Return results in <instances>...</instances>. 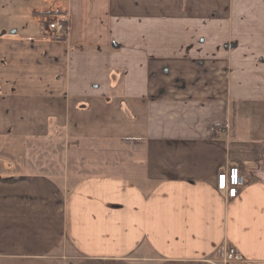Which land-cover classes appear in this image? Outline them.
I'll return each instance as SVG.
<instances>
[{
    "label": "crops",
    "instance_id": "obj_1",
    "mask_svg": "<svg viewBox=\"0 0 264 264\" xmlns=\"http://www.w3.org/2000/svg\"><path fill=\"white\" fill-rule=\"evenodd\" d=\"M8 152L0 264H264V0H0Z\"/></svg>",
    "mask_w": 264,
    "mask_h": 264
},
{
    "label": "built area",
    "instance_id": "obj_2",
    "mask_svg": "<svg viewBox=\"0 0 264 264\" xmlns=\"http://www.w3.org/2000/svg\"><path fill=\"white\" fill-rule=\"evenodd\" d=\"M49 28L55 34L63 35L68 30L67 21L62 17L49 19ZM245 182V176L241 173L240 168L237 165H232L218 174L216 187L220 192L226 194L228 198H235ZM221 256V264H242L243 262L239 251L229 243L225 245Z\"/></svg>",
    "mask_w": 264,
    "mask_h": 264
},
{
    "label": "rangeland",
    "instance_id": "obj_3",
    "mask_svg": "<svg viewBox=\"0 0 264 264\" xmlns=\"http://www.w3.org/2000/svg\"><path fill=\"white\" fill-rule=\"evenodd\" d=\"M49 15H55V14L52 12V13H49ZM52 18H55V16H51L50 17V19H52ZM47 24L49 25V23H47ZM41 145H43V144H35V149H37V150L45 149ZM47 145H49V144H46V146ZM58 145H59V143L56 144V146H55L56 149H57V146ZM98 145L99 144H96V143L83 145L82 146L83 149L80 148V147L78 148L81 151H77L76 148L73 147L74 149L73 148L71 149V154L69 155V159H68L69 164H68V166L71 165L73 169H76V171L77 172H80V173L92 172L93 171L92 166L90 164L88 165V163H92V161L95 162L96 159H94V158H97L99 156L100 152L97 153L96 151H98L99 149H101L102 146H98ZM103 145L104 146H107V148H105V150L109 148L108 147L109 145H106L104 143H103ZM60 147L62 149L63 148V145L60 144ZM114 147H115V151H116L115 153L118 155L117 157H120V158H122V157L123 158H127V156H128L127 154H122V152H125L126 151L128 153H131L133 150H135L137 148V147L136 148H133L132 145L131 146H128V145H125V144L124 145L115 144ZM56 149H53V152L55 151L54 152L55 154L57 153V150ZM105 150H104L103 153H105V156L108 158ZM90 154H92V155H90ZM91 158H93V159H91ZM128 158H130V155H129ZM16 159H18V158H17V155L14 154V153H10V152H8V153H0V162H1V165L2 166H5L6 168H7L8 162H10V161L11 162H14ZM104 160H106V159H103V161ZM106 161H108V160H106ZM115 161H122V160L121 159H115ZM125 161L128 163L129 162V159H127ZM15 164H17V162ZM102 164H104V163H102ZM72 168H70V170H72ZM113 168H115V171H119V169H121L120 167H114V166H113ZM116 168H119V169H116Z\"/></svg>",
    "mask_w": 264,
    "mask_h": 264
},
{
    "label": "trees",
    "instance_id": "obj_4",
    "mask_svg": "<svg viewBox=\"0 0 264 264\" xmlns=\"http://www.w3.org/2000/svg\"><path fill=\"white\" fill-rule=\"evenodd\" d=\"M220 128H221L220 126H216V127H214V131L216 132V131H218Z\"/></svg>",
    "mask_w": 264,
    "mask_h": 264
}]
</instances>
